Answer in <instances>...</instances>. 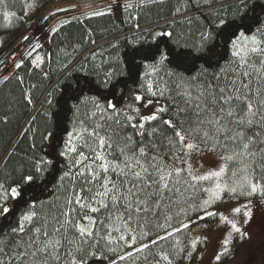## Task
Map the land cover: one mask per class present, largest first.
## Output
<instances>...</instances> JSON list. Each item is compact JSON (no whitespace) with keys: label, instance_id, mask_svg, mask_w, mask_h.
Listing matches in <instances>:
<instances>
[{"label":"trees","instance_id":"obj_1","mask_svg":"<svg viewBox=\"0 0 264 264\" xmlns=\"http://www.w3.org/2000/svg\"><path fill=\"white\" fill-rule=\"evenodd\" d=\"M94 1L0 0V264H179L204 185L170 164L174 133L221 89L234 116L203 112L187 140L264 193V0ZM137 94L162 99L140 127ZM149 156L145 195L126 177Z\"/></svg>","mask_w":264,"mask_h":264},{"label":"rangeland","instance_id":"obj_2","mask_svg":"<svg viewBox=\"0 0 264 264\" xmlns=\"http://www.w3.org/2000/svg\"><path fill=\"white\" fill-rule=\"evenodd\" d=\"M94 3L96 5L100 1ZM84 8L78 7L75 13L82 12ZM142 98L137 94L130 113L138 127L144 118L153 116L162 107L160 97ZM185 142L196 147L185 148ZM185 142L182 152L170 158V164L185 169L192 177H199L204 185V196L198 219L190 227L189 246L179 264L183 258L184 264L189 261L192 264H244L251 250H259L258 244L264 243V193L256 180L249 181L247 185L226 180L224 162L227 154L223 151L210 149L190 139ZM253 185L256 191H252ZM246 264L260 263L254 260Z\"/></svg>","mask_w":264,"mask_h":264},{"label":"snow or ice","instance_id":"obj_3","mask_svg":"<svg viewBox=\"0 0 264 264\" xmlns=\"http://www.w3.org/2000/svg\"><path fill=\"white\" fill-rule=\"evenodd\" d=\"M224 92L225 90L221 89L220 95L218 96L210 94L207 97V99L203 101V104L201 103V98H197L195 102L189 101V103H191L192 111L185 118L186 123L188 124V127L183 131L177 130L174 133V135L178 138L179 142H185L189 137H192V136H198V137H203V138L207 137L208 135L207 132H201V128L205 124L202 113L208 111L209 109H212L215 107L214 115L217 117L218 123L220 122L219 118L222 113L226 114L229 117L234 116V112L230 111L229 108L230 107L234 108L235 105L232 104V101L239 100L240 98L238 96H235V97L232 96L231 92H229L228 95L225 96ZM213 102H215V105L213 104ZM205 104L207 105V107H204ZM216 105H218V107ZM247 108L248 110H251L252 105L248 104ZM181 111H186V110L181 109ZM152 119H155V117H152ZM165 123L168 124L170 127H175V125H173L171 121H165ZM208 123H211V121H209ZM101 143L103 144V141H101ZM184 147L188 149H192L196 147V145L185 142ZM244 147H247V146L245 145ZM140 152L143 153L144 149L141 148ZM97 158L99 159L100 157H97ZM152 159L153 158L149 156L147 160L145 161L146 163H148L147 168H141L140 171H134L132 173L131 178L126 177V179L130 180L132 188H139V190L143 191L145 195H148V193L151 191V187L153 184H155L157 190L159 191L160 189L159 182L164 179V176L162 175L156 176L153 174L155 172H160L161 170L158 165L153 167L151 163ZM149 169H152V170L150 171ZM104 170L107 171L108 169L105 168ZM142 172H143V175L141 174ZM216 174L218 175L219 173H216ZM145 177H147V180L149 182L147 185L144 183ZM167 187L168 185L165 184L164 188H167ZM129 191L131 194L135 195L137 199H141L138 193L132 192L131 189ZM252 191H256L255 185H253ZM237 211H239V209H237ZM237 231H239V229H237Z\"/></svg>","mask_w":264,"mask_h":264}]
</instances>
